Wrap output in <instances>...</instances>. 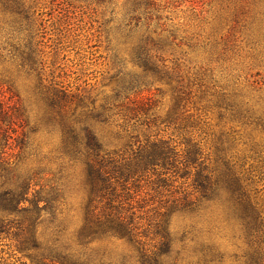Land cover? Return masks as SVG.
Wrapping results in <instances>:
<instances>
[{"label": "trees", "instance_id": "obj_1", "mask_svg": "<svg viewBox=\"0 0 264 264\" xmlns=\"http://www.w3.org/2000/svg\"><path fill=\"white\" fill-rule=\"evenodd\" d=\"M40 1L0 0L7 16L8 45L18 53L9 54L19 72L37 81L46 126L60 134L64 158L82 164L88 195L82 226L69 236L56 222L58 209L51 204L57 199L37 191L43 189L38 173L18 174L20 163L10 153L11 145L17 141V130L24 128L28 109L13 95L5 102L0 93V213L14 216L17 221L11 225L31 239L41 227L49 232L44 246L38 247L40 264L90 261L85 254L89 245L107 236L137 247L138 264H226V259L264 264V201L258 189L264 158L254 139L248 142L247 154L240 156L239 132L233 127L264 134V98L214 85L208 68L194 73L182 68L179 61L187 62V52L170 60L177 45L172 30L176 26L168 25L171 19L163 15L169 8L164 0H133L124 22L105 32L114 50H130L144 77L164 83L168 90L157 89L146 98L140 91L129 103L111 99L100 105L85 94H71L44 79L36 41ZM61 1L57 5L65 12L89 2ZM96 3L104 8L113 4L112 0ZM212 112L215 123L208 117ZM24 144L23 139L19 147ZM133 188L136 198L141 189L149 192L135 202ZM50 189L52 193L59 187ZM215 205L223 209L209 214ZM175 216L188 221L180 239L170 230ZM224 239L234 251L231 255L222 250Z\"/></svg>", "mask_w": 264, "mask_h": 264}, {"label": "rangeland", "instance_id": "obj_2", "mask_svg": "<svg viewBox=\"0 0 264 264\" xmlns=\"http://www.w3.org/2000/svg\"><path fill=\"white\" fill-rule=\"evenodd\" d=\"M87 1L77 3L69 12H65L67 9L63 6L58 7L61 0L55 5H51L50 0L39 2L35 16L36 41L40 43L38 49L44 79L53 80L71 94H85L95 99L98 105L111 99L129 103L140 91L143 92L142 98L155 95L157 89L166 92L168 87L164 83L144 77L133 62L134 53L128 49L114 50V43L109 45L105 31L124 22L133 0H112L113 4L108 8L98 6L96 0ZM164 1L169 2V8L163 15L171 19L168 25L176 26L172 30L178 45L173 46L175 52L170 60L180 59L181 53L187 52V62L179 61L182 68H191L193 73L200 67L208 68L213 71L214 85L226 89L236 87L247 95L264 98V0ZM6 17L0 6V93L5 102H10L13 95L28 109L23 118L24 128L17 130L18 138L12 142L10 153L13 152L20 163L18 174L21 177L38 173L43 189L37 188V191L43 192L42 197L47 195L49 199H57L51 204L52 209H58L56 222L73 236L82 226L88 201L83 166L64 158L60 134L46 126L47 121L40 110L42 104H39L41 100L36 91L37 81L34 76L19 72L13 63L9 53H18L8 45ZM108 21L110 23L105 24ZM169 101V96H165L164 102ZM208 117L214 120L212 123L217 122L214 112ZM233 127L239 132L236 135L238 154H247L248 142L254 139L259 142L264 158V134ZM163 136L169 137L168 134ZM23 139L25 144L19 147ZM13 181L16 185L17 179ZM52 185L59 190L50 193ZM258 189L264 201V177ZM34 192L31 191L30 199ZM148 192V189H141L136 198V189L133 188L130 194L136 202L139 197L145 198ZM218 209L223 207L215 205L208 213L213 215L215 211L219 214ZM12 221L17 219L0 213V264H40L41 250L38 247L44 246L49 232L41 227L37 237L31 239L16 230ZM187 223V219L181 216L172 218L170 230L174 238L180 239ZM220 243L227 255L234 252L226 239ZM74 247L81 252L77 244ZM137 249L125 240L107 236L89 245L85 254L92 260L81 258L80 262L138 264ZM226 264L234 263L226 259Z\"/></svg>", "mask_w": 264, "mask_h": 264}]
</instances>
